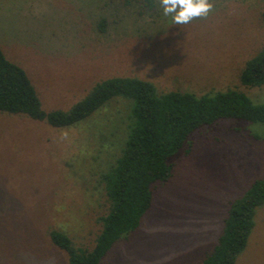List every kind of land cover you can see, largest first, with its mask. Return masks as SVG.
Instances as JSON below:
<instances>
[{
    "label": "rangeland",
    "instance_id": "rangeland-1",
    "mask_svg": "<svg viewBox=\"0 0 264 264\" xmlns=\"http://www.w3.org/2000/svg\"><path fill=\"white\" fill-rule=\"evenodd\" d=\"M210 2L207 17L175 25L159 0H0V47L26 70L45 110H67L114 76H138L159 91L237 88L264 102V86L241 82L264 46V0ZM126 112L116 99L58 127L0 110V264H69L53 227L94 245L106 208L99 171L119 150ZM170 160L173 176L156 184L141 225L101 264H202L231 202L264 177V123L220 118ZM255 222L236 264H264V206Z\"/></svg>",
    "mask_w": 264,
    "mask_h": 264
},
{
    "label": "trees",
    "instance_id": "trees-1",
    "mask_svg": "<svg viewBox=\"0 0 264 264\" xmlns=\"http://www.w3.org/2000/svg\"><path fill=\"white\" fill-rule=\"evenodd\" d=\"M148 5L153 7V0H148ZM262 19L264 22V10ZM105 23L106 18H102V31ZM241 82L249 87L264 86V46L246 62ZM116 99L125 100L127 112L118 123L122 133L119 150L99 171L106 208L97 218L101 227L94 245H78L63 229L50 230L52 241L67 252L69 264H101L117 242L130 238L152 206L156 184L172 178L174 164L170 159L197 129L223 117L264 123V102L255 101L243 90L228 88L203 94L183 89L159 91L154 82L138 76L100 80L71 108L45 110L26 70L0 47L1 111L25 113L65 127L86 120ZM255 136L262 137L259 132ZM261 206L264 177L255 179L231 202L218 241L202 264H236L248 245Z\"/></svg>",
    "mask_w": 264,
    "mask_h": 264
},
{
    "label": "clouds",
    "instance_id": "clouds-1",
    "mask_svg": "<svg viewBox=\"0 0 264 264\" xmlns=\"http://www.w3.org/2000/svg\"><path fill=\"white\" fill-rule=\"evenodd\" d=\"M165 16L175 25H186L197 18H205L213 9L210 0H159Z\"/></svg>",
    "mask_w": 264,
    "mask_h": 264
}]
</instances>
